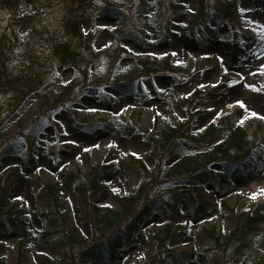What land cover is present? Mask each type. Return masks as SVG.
Segmentation results:
<instances>
[{
    "label": "rangeland",
    "instance_id": "rangeland-1",
    "mask_svg": "<svg viewBox=\"0 0 264 264\" xmlns=\"http://www.w3.org/2000/svg\"><path fill=\"white\" fill-rule=\"evenodd\" d=\"M209 3L214 8L217 2ZM36 12L25 2L18 15ZM219 17L211 10L210 16L199 18L197 0H95L79 20L101 54L79 66L63 65L47 55L52 41L68 38L58 20L20 25L9 67L15 73L27 54L43 55L47 80L21 106H16L20 100L11 102V94H0L1 183L8 191L6 204L15 213L5 217L6 227L0 221L4 229L0 258L9 264H97L102 251L89 257L86 251L139 223L138 232L119 246L111 264H149L160 249L154 235L167 239V247L159 253L163 264H215L218 253L208 250L207 233L228 236L248 217L264 216V196L259 195L264 188V119L260 118L264 117V0H238L221 27ZM2 20L4 28L9 14ZM146 60L158 72L149 73L143 66ZM232 81L236 84L229 87ZM200 83L209 86L201 89ZM216 83L218 87H211ZM245 85H254L257 91ZM200 90L205 94L197 97ZM185 98L194 103L189 106L191 100ZM190 112L196 114L184 126L192 136L198 138L212 125L221 126L220 132L204 146L177 137L163 147L164 132L179 127ZM104 119L112 125H103ZM235 127L243 128L253 150L246 160L231 164V185L193 183L185 169L198 164L185 161L199 160L212 146H225ZM30 143L33 162L27 154ZM113 144L116 147H109ZM10 149L14 152L7 154ZM134 151L140 158L131 155ZM132 159L146 169L136 162L130 165ZM223 163L217 160L211 169L220 171ZM93 167H99L100 190L87 206L75 185L81 180L78 176H86ZM45 183L58 184L56 196L67 217L58 230L40 216L36 195ZM254 193L256 200L251 199ZM125 195H133L135 202L124 204ZM198 195L212 208H194ZM167 202L173 208L166 207ZM222 203L229 207L224 209ZM14 218L23 222L26 234L13 225ZM255 228L246 243H224L219 255L224 264H264V223Z\"/></svg>",
    "mask_w": 264,
    "mask_h": 264
},
{
    "label": "trees",
    "instance_id": "trees-1",
    "mask_svg": "<svg viewBox=\"0 0 264 264\" xmlns=\"http://www.w3.org/2000/svg\"><path fill=\"white\" fill-rule=\"evenodd\" d=\"M197 1L199 15H206L207 4L210 6L209 0ZM24 2L33 4L37 8V13L30 16H19V8ZM94 2L95 0H0V94H2L1 92L11 94V102L14 103L13 99L20 100V103L16 104V106H21L29 95L40 89L47 80L43 71V63L45 62L43 55L33 53L27 54L24 59L20 60L22 61V65L15 73L12 72L8 65L13 59L14 50L18 46L19 40L17 31L22 23L31 22L34 26H36L43 24L48 25L49 23H45L48 19L49 21H53L54 19L58 20L59 27L62 28L68 35V38L65 41H52L48 46L49 52L47 55L59 61V63L63 65L79 66L82 61H85L88 64L92 62V60H98L101 53L95 51L90 46L88 38L85 37L79 25L80 16L89 10ZM216 2L217 3L214 4V8L222 9L220 6H224L222 13L220 14L222 19L226 20V18L231 15L234 3L232 0H216ZM220 9H218L219 12ZM5 14H9L10 17L7 22V26L3 28L2 18ZM167 63H169V60H167ZM149 64V61L144 62V65L149 72L158 71V69L154 67H149ZM184 124L189 126V122H184ZM220 130L221 127L218 128L212 126L207 130L203 139L197 141L189 137V127L182 128L179 126L173 130L164 132L162 142H164L165 147L167 148V146L171 145L173 141L178 140L177 137H182V139L191 140V142L195 144L204 146L209 138L217 134ZM225 144V146H220L219 144L212 146L206 151L205 155L199 158V160L185 161L186 164H189L191 161L198 164L194 169H190L191 164H189L185 169V172L192 175L191 177L194 183L200 184L206 181H219L226 185L230 184L229 172L227 170L214 173L209 170L208 166L218 159H222L224 162H229L227 163L229 166L232 160L236 161L240 160V158H245L249 153L251 141L246 138L245 132L242 129L235 127L231 129ZM171 148L172 147L170 146V150ZM131 164L135 163L131 162L130 165ZM198 171L201 173L198 174ZM98 172L99 168H95L87 177L81 178L79 176L82 181L76 184V190L87 206H91L92 196L95 195L96 191H99ZM195 174L197 175L194 176ZM1 179L2 177L0 175V217L6 214V195L8 193L5 185L1 183ZM55 189V185L46 184L39 191L37 199L41 208L42 217L45 218L50 227H53L54 230H58V227L66 222L67 217L59 211V200L55 196ZM178 195L179 194H175V196ZM176 199L179 201L178 198ZM197 199L199 200L198 204L200 206L212 208V205L203 202L201 196H197ZM128 200L130 202H134L133 198H122V202L125 204ZM166 205L167 207H172L170 203H167ZM227 208L228 207L225 205V209ZM15 222L17 225H21L22 223L19 220H15ZM257 222H264V216L262 214H258L254 217H248V219L239 225L230 236L226 237V242L231 240L241 243L248 242L256 230L254 225ZM130 225L133 226L128 227L127 232H132L138 228L136 223H132ZM1 228L2 227L0 226V231L2 230ZM22 232H24V230H22ZM207 235L210 239L211 251L218 253L217 258L215 259V264H224L223 257L219 256L220 253H223L225 248V245L223 244L224 242L222 241L224 236L219 235L216 237L215 231H211L207 233ZM123 237L124 234L117 233L110 237L109 240H101L99 246H96L95 249L92 248L93 250L91 251H86L85 254L89 257L97 254L101 248L107 247L111 249V255L113 257L116 249L123 245ZM166 240L167 239H159V253L166 245ZM57 244L66 248L63 241H58ZM90 252L91 254L88 255ZM159 253L155 255L151 264H162L164 257H162ZM0 264L8 263L4 259L0 258Z\"/></svg>",
    "mask_w": 264,
    "mask_h": 264
},
{
    "label": "snow or ice",
    "instance_id": "snow-or-ice-1",
    "mask_svg": "<svg viewBox=\"0 0 264 264\" xmlns=\"http://www.w3.org/2000/svg\"><path fill=\"white\" fill-rule=\"evenodd\" d=\"M189 11H191V9H189ZM186 26V25H185ZM85 34H87V29H85ZM109 45H105V47H108ZM129 51H131V49H129ZM171 55L173 56V57H177L178 56V52H176V51H173L172 53H171ZM193 59H196L195 57H193ZM178 63H183V62H181V61H178ZM221 63H223V60H222V58H221ZM224 71H225V73H227V69L225 68L224 69ZM253 75H255V73H252ZM261 74H264V68H262L261 69ZM235 84H236V81H232V82H230V84H229V87H234L235 86ZM209 85H206V84H204V83H200L199 85H198V87L199 88H201V89H204V88H206V87H208ZM219 86V83H216V84H212L211 85V87H218ZM245 87H248V88H251L252 90H254V91H257V89H255V86L254 85H245ZM188 95L190 96L191 95V93L189 92L188 93ZM237 105L241 108V109H247V105L243 102V101H237ZM233 105H229V107H232ZM87 111H89V112H96V111H98V109L97 108H89V109H87ZM125 111H126V109H125ZM213 112H214V114H217V115H223L224 113H223V111L222 110H220L219 111V113H216V110H212ZM253 117H255V116H257V113H255V112H252V114H251ZM261 119H264V117H260ZM203 130V129H202ZM64 135H67V133H64ZM68 143H75L74 141H67ZM95 147H99V145H96ZM109 147H116V145H109ZM84 151L85 152H89V151H91V149H89V148H85L84 149ZM126 155H127V153H125ZM131 155L133 156V157H137V158H140L139 156H138V153L137 152H132L131 153ZM77 159H79V157H77ZM37 171H39V169H37ZM113 191H118L117 189H113ZM259 195H261V196H264V188H261L260 189V191H259ZM16 199L17 200H23V197H21V196H17L16 197ZM251 199L252 200H256L257 199V194L256 193H254L252 196H251ZM71 201L69 200V203H70ZM107 207H111L112 205H106Z\"/></svg>",
    "mask_w": 264,
    "mask_h": 264
},
{
    "label": "bare ground",
    "instance_id": "bare-ground-1",
    "mask_svg": "<svg viewBox=\"0 0 264 264\" xmlns=\"http://www.w3.org/2000/svg\"><path fill=\"white\" fill-rule=\"evenodd\" d=\"M214 72H215V70H214Z\"/></svg>",
    "mask_w": 264,
    "mask_h": 264
}]
</instances>
